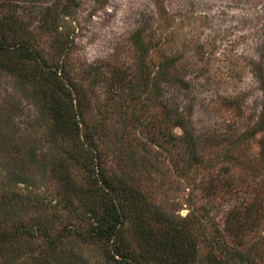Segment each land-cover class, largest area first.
I'll use <instances>...</instances> for the list:
<instances>
[{"label": "rangeland", "instance_id": "rangeland-1", "mask_svg": "<svg viewBox=\"0 0 264 264\" xmlns=\"http://www.w3.org/2000/svg\"><path fill=\"white\" fill-rule=\"evenodd\" d=\"M10 16L63 66L93 165L141 200L134 220L157 238L183 230L201 258L253 248L264 264V122L251 134L264 121V0H0V24ZM17 81L0 70V233L19 229L0 264H119L70 235L81 225L58 180L66 138L50 139ZM69 172L89 191L100 180ZM45 233L66 237L52 248ZM124 237L138 251L132 227Z\"/></svg>", "mask_w": 264, "mask_h": 264}, {"label": "trees", "instance_id": "trees-1", "mask_svg": "<svg viewBox=\"0 0 264 264\" xmlns=\"http://www.w3.org/2000/svg\"><path fill=\"white\" fill-rule=\"evenodd\" d=\"M9 23L0 24V70L14 76L20 85L31 89L33 101L39 112H44L49 123L50 139L57 137L66 138V142L61 145V155H64L59 165L62 175L58 178L61 181L69 206L78 213L80 227L74 228L70 235L80 241H89L107 248L113 261L119 264H230L231 260H237L243 264H257L253 261L252 249L245 252L236 250H226L221 254L226 255L224 261L218 260L216 256L207 254L204 258L198 256L196 245L190 244L183 230L176 229L170 225V229L165 227L163 235L157 238L152 232L150 223L144 227V218L133 219L136 213H141L143 207L137 192L132 191L120 181L110 179L101 170L100 165H93L95 155L94 144L90 141V136L84 133L81 124L74 113L76 99L69 89L67 77L62 65H50L39 49L29 43V34L20 28L17 20L10 16L4 18ZM18 26L23 39L9 35L10 23ZM168 65L161 66V70ZM29 74H25L24 72ZM31 78H29V77ZM264 120V110L261 112ZM258 124L252 136L262 128ZM70 138L71 141H67ZM89 143H86V141ZM62 142L63 139L61 140ZM84 141V142H83ZM78 143V145H76ZM84 148V149H83ZM90 173L98 170L100 174L99 183L96 182L91 191L78 187L71 177L69 171ZM0 204V209L6 204ZM78 210V211H77ZM143 215V214H142ZM155 221H160V215L154 216ZM158 223V222H157ZM131 224V226H128ZM167 226L168 224L165 223ZM135 230V245L137 250L125 240L127 228ZM19 229H9L0 233V259L6 254L10 263L12 251L10 246L16 240ZM60 240H55L45 233V238L49 245L54 248ZM10 253V254H9ZM118 258V259H116Z\"/></svg>", "mask_w": 264, "mask_h": 264}]
</instances>
